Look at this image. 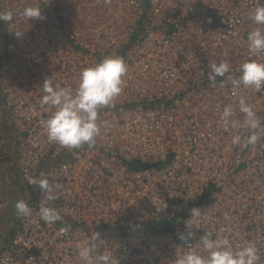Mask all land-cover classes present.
I'll use <instances>...</instances> for the list:
<instances>
[{
  "label": "built area",
  "instance_id": "2783aa9c",
  "mask_svg": "<svg viewBox=\"0 0 264 264\" xmlns=\"http://www.w3.org/2000/svg\"><path fill=\"white\" fill-rule=\"evenodd\" d=\"M259 6L264 0H0V13H13L0 21V228L7 215L15 222L9 239L0 236V264H83L77 245L93 233L98 252L119 264H174L189 248L207 255L206 232L234 248L255 244L264 264V131L245 148L251 130L230 123L243 121V98L264 128V87L233 83L243 62L264 61L247 41ZM27 7L43 19L28 20ZM112 54L128 73L115 106L99 112L108 124L95 146L49 143L45 79L75 89L83 68ZM224 59L230 71L210 81L209 64ZM41 166L60 185L48 201L62 217L53 224L40 219L44 194L28 182ZM8 194L32 215L10 209ZM148 223L157 226L141 227Z\"/></svg>",
  "mask_w": 264,
  "mask_h": 264
},
{
  "label": "clouds",
  "instance_id": "9594fccd",
  "mask_svg": "<svg viewBox=\"0 0 264 264\" xmlns=\"http://www.w3.org/2000/svg\"><path fill=\"white\" fill-rule=\"evenodd\" d=\"M28 20L39 18L41 10L39 7H27L23 10ZM13 13L8 11L0 13V21H10ZM258 26L248 33L247 41L251 55L258 56L264 53V6H259L250 17ZM24 32H15L19 38ZM211 72L208 74L210 81L215 77L223 76L230 71V63L227 59L221 60L219 64H209ZM240 76L233 81L234 85L244 88H253L260 91L264 87V61L258 58H250L240 65ZM128 73V66L124 57L112 54L103 58L100 62L81 70L78 77V86L71 87L53 86L52 78H46L43 83V91L46 95L42 98V104L48 105L52 111L50 117L45 121V129L49 143L58 144L67 149H79L84 145L92 148L96 144V139L101 135L102 128L107 127V121H99V112L105 107H114V101L123 92L125 77ZM240 111L244 114L243 121L230 120L231 128L238 132L242 127L250 129V134L243 141V147L255 145L259 140L258 131H264L261 121L243 98L239 102ZM233 116L232 107L225 106L222 119L229 120ZM241 136L235 134L232 143L241 144ZM29 184L38 185L44 194V199L39 205V216L47 224H53L62 219L56 208L49 207L48 201L56 199L53 193L60 188L59 184L50 182L48 177L42 172L39 179L28 178ZM166 205V204H165ZM160 209L162 211L165 209ZM18 215L30 217L32 208L24 200L15 203ZM201 211L198 208L192 209V217H198ZM225 219H228L226 216ZM66 231V229L61 230ZM99 233H93L88 240L77 245L78 256L83 264H119V261L107 252L99 253V245L95 243L99 238ZM194 233L188 232L185 236L180 235L181 241L187 243L193 238ZM207 255L197 252L194 248H189L183 255L175 259L174 264H258L260 259L258 249L255 244L249 242L246 246L234 248L227 236H217L212 238L211 232L200 237Z\"/></svg>",
  "mask_w": 264,
  "mask_h": 264
},
{
  "label": "trees",
  "instance_id": "16d2710c",
  "mask_svg": "<svg viewBox=\"0 0 264 264\" xmlns=\"http://www.w3.org/2000/svg\"><path fill=\"white\" fill-rule=\"evenodd\" d=\"M142 164L141 163H135L134 166L138 167V166H141ZM17 196H14L12 199L13 203L12 205H10V209H12L13 207H15V200H16ZM15 226V222H14V219H13V216H11V221H10V225L9 227L6 228L5 232L1 233V228H0V236L1 237H5L6 239L10 238L11 234H12V231H13V227ZM157 226V224L155 223H148V224H144V225H141V227H144V228H148V227H155Z\"/></svg>",
  "mask_w": 264,
  "mask_h": 264
},
{
  "label": "rangeland",
  "instance_id": "374dc122",
  "mask_svg": "<svg viewBox=\"0 0 264 264\" xmlns=\"http://www.w3.org/2000/svg\"><path fill=\"white\" fill-rule=\"evenodd\" d=\"M42 170L43 169H42V166H41V168L39 170V175L41 174ZM8 197L11 198V195L8 194ZM18 200H21V198H16L14 203H16ZM10 221H11V215H7L5 217L4 223L2 224V227H1V233L5 232L6 228L9 227Z\"/></svg>",
  "mask_w": 264,
  "mask_h": 264
}]
</instances>
